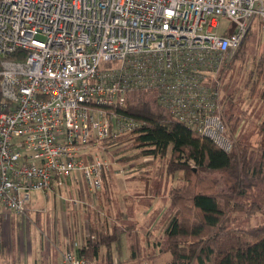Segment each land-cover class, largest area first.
<instances>
[{
    "label": "built area",
    "instance_id": "1",
    "mask_svg": "<svg viewBox=\"0 0 264 264\" xmlns=\"http://www.w3.org/2000/svg\"><path fill=\"white\" fill-rule=\"evenodd\" d=\"M251 32L264 0H0V217L73 175L102 190L108 162L86 148L140 125L118 111L131 92L230 152L221 76Z\"/></svg>",
    "mask_w": 264,
    "mask_h": 264
},
{
    "label": "trees",
    "instance_id": "2",
    "mask_svg": "<svg viewBox=\"0 0 264 264\" xmlns=\"http://www.w3.org/2000/svg\"><path fill=\"white\" fill-rule=\"evenodd\" d=\"M243 48L241 45L231 63L241 61ZM255 89L250 87L252 94ZM255 97L264 100V83ZM118 111L140 125L101 144L129 143L141 156L167 158L166 176L181 174L180 185L168 191L171 212L159 245L160 253L170 254L166 264H264V222L246 231L233 227L230 218L231 213H242L247 219L264 213V147L256 152L233 143L226 153L176 121L149 92L128 93ZM217 173L229 175L227 187H221L219 178L212 176ZM132 229L135 227L114 225L111 232L98 233L91 225L94 236L87 237L78 256L92 262L100 248H108ZM131 251L130 259H135L138 245H131Z\"/></svg>",
    "mask_w": 264,
    "mask_h": 264
},
{
    "label": "rangeland",
    "instance_id": "3",
    "mask_svg": "<svg viewBox=\"0 0 264 264\" xmlns=\"http://www.w3.org/2000/svg\"><path fill=\"white\" fill-rule=\"evenodd\" d=\"M228 25L229 22L225 18H220L219 32L223 33ZM244 42L242 45H244L245 53L241 61H233L221 76L222 117L225 121L227 135L234 144L247 146L253 151L260 152L264 147V127H262L264 126V100L262 99V102L255 97V94L258 89L263 88L264 83V34L251 32ZM251 86L256 87L255 94H252ZM128 144L117 142V145L110 146L112 144L99 143L98 147L86 148L93 156H98L108 162L104 173V187L95 194L87 193L83 180L74 176L54 181L55 191H48L46 195L42 191H32L29 211L26 209L24 214H13L14 217L11 219L12 244L24 250L31 246L33 249L39 247L41 242L43 244L46 242L47 246H51L58 242L59 232L60 234L62 231L67 233V229L70 231H79L81 228L86 230L85 219L87 217L85 215L91 211V208L82 205L80 208H75L71 200L77 199L84 202L89 198L93 202L92 207L101 214V218L104 217L103 215H110V217L114 215L115 217V219L109 217L108 223L105 218L102 227H100L101 222L95 226L106 228L109 223L111 226L115 221L120 224L119 220L122 219L124 220L121 222L122 227L134 226L136 228L135 231L132 229L131 233L119 236L115 242L118 248H124L128 244H137L142 247L141 251L146 256H140L141 259L139 258L136 263L143 259L149 263L151 258L147 257L146 247L149 243L150 256L155 250V254L159 256L155 261L165 264L170 254L160 253L158 247L161 242L163 243L168 220L161 222L152 220L151 223L149 221L151 214L145 215L144 210L149 203L150 193L154 195V192H158L161 195L160 198L167 197L168 192L166 191H169V188L180 185V173L166 176L164 168L167 158L153 160L150 157L141 156L138 149ZM212 176L219 178L223 188L230 183L227 174L217 173ZM143 188H146L147 193L142 191ZM167 204L166 202V207ZM72 209L76 212L73 215H71ZM64 212L69 216L68 225L62 214ZM243 215L242 213L230 214L233 227L249 231L264 222V213L255 214L249 219ZM71 216H73L72 223ZM117 216H121V219L117 220ZM130 221H133L137 227ZM0 264H2L1 259Z\"/></svg>",
    "mask_w": 264,
    "mask_h": 264
},
{
    "label": "crops",
    "instance_id": "4",
    "mask_svg": "<svg viewBox=\"0 0 264 264\" xmlns=\"http://www.w3.org/2000/svg\"><path fill=\"white\" fill-rule=\"evenodd\" d=\"M73 176L75 178L79 177V175H73ZM180 177H181V174H179V179H180ZM104 183H105V181L103 182V185H104ZM54 188H55V186L53 187V191H55ZM137 188L139 190L141 189V187H137ZM142 191L144 193H147L146 188H143ZM167 192L168 191H166V193ZM87 193H89V192H87ZM149 195H150L149 203L147 204V206L144 210L145 215L151 214L149 221H151V223H152V220H153V222H155V220H159V222L164 221V220H168L169 214L171 212L169 209V197H168V195H166L168 198L167 197L160 198L161 195H159L158 192H154V195H151V193ZM73 201H77V203L74 204ZM166 202L168 203L167 207H166ZM71 203L75 208L76 207L80 208L81 205L85 206L87 208H91V211L85 215V217H87L85 219L86 230H82V228H81L79 231H74V230L70 231L69 229H67V233H63V231H62V233H61L62 235L59 232L58 242L56 244L54 243V245H51V246H47L46 242L44 244L41 242V245L39 247H34V249L32 248V246L29 247L27 250H24L22 247H15L12 244L13 237H12V233H11V219H12V217H14V215L10 214L6 217H3V216L0 217V256H1L0 259L2 261V264H48V263H52V262L59 260L64 254H66L68 252H73L78 256V251L85 244L87 237L90 236L93 238V236H94L93 232L90 233V231H89L90 224L93 225V229L96 230L98 233L101 231L109 233L112 231V227L114 225H117L120 227L121 222L124 221L121 219V216H117L116 217L117 220L119 218L121 219V220H119L120 224L117 221H115L114 224H112L111 226L109 223L106 226V228H100V227L96 228L97 226H95V225L99 224L100 222L102 224V222L105 220V218H106V222L108 223L109 222L108 218L110 217V215H108V216L103 215L104 217L101 218V214H99L98 212H96L94 210V208L92 207L93 202L89 198L84 200V202L81 200L72 199ZM27 209L29 211V206ZM61 209H62V207H61ZM72 210H73L72 214L70 213L71 215L76 213L74 211V209H72ZM62 214L64 215V220L67 222V225H68V220H69V216H67L68 213L64 212ZM8 218H9V220H6ZM72 219H73V216L70 217L71 223H72ZM110 219H115L114 215H111ZM86 220H87L88 224H87ZM88 220H90V221H88ZM130 222H133V221H130ZM72 226H73V224H72ZM135 226L137 227L136 224H135ZM135 229H134V231H135ZM122 234L126 235V234H128V231H126L125 233H122ZM145 235H146V233H145ZM131 245L132 244H128L124 248H118L115 243H111L108 248L102 247L99 249L98 255L92 260V263L93 264H136V262L139 260L140 256L143 257L146 255L144 253H142V251H141L142 247L138 246V253L139 254L137 255V257L135 259L134 258L130 259L131 252H132L131 251ZM144 246L145 245H143V247ZM156 246L158 247V245H156ZM146 247H147V257H153V259L149 263L150 264H162V263H158L155 261V259L157 257H159L158 255L155 254L156 253L155 250H153V254L151 253L152 255L150 256V254H149L150 253L149 252V248H150L149 243L146 244ZM158 248H157V250H158ZM14 250H15V252H14ZM159 252H160V249H159ZM13 255H16V256L13 257ZM81 258H83V257H81ZM169 259H170V257H169ZM167 262H168V260L165 262V264Z\"/></svg>",
    "mask_w": 264,
    "mask_h": 264
}]
</instances>
